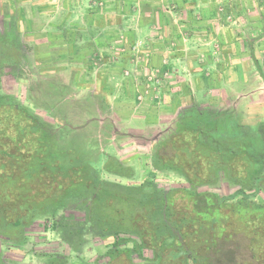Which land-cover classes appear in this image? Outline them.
<instances>
[{
	"label": "trees",
	"instance_id": "trees-1",
	"mask_svg": "<svg viewBox=\"0 0 264 264\" xmlns=\"http://www.w3.org/2000/svg\"><path fill=\"white\" fill-rule=\"evenodd\" d=\"M75 131L61 139L0 94V234L45 219L73 253L88 235L112 238L95 264H136L135 257L150 264H246L234 243L243 236L253 264H264V126L243 125L228 112L180 114L151 156L155 171L174 172L188 185L170 190L150 180L139 186L103 180L100 170L131 178L132 169L112 155L104 162L89 135L73 147L65 139ZM220 182L235 192L202 190ZM67 210L84 212V219H57ZM48 257V264H68L63 254Z\"/></svg>",
	"mask_w": 264,
	"mask_h": 264
},
{
	"label": "rangeland",
	"instance_id": "rangeland-1",
	"mask_svg": "<svg viewBox=\"0 0 264 264\" xmlns=\"http://www.w3.org/2000/svg\"><path fill=\"white\" fill-rule=\"evenodd\" d=\"M115 2L0 0V31L16 39L24 62L14 68L4 63L0 70V94L41 117L61 139L76 130L74 139H65L73 147L84 145L85 136L89 135L95 141L93 150L102 155L104 162L107 155H112L132 169L131 178L100 170L103 180L127 186H139L150 180L162 190L187 188L186 181L176 173L157 172L151 166L155 144L174 127L180 114L175 120L165 115L166 104L159 105L158 90L147 98V93L129 86L127 78L141 76L128 64L131 57L114 55V49L119 46L109 41V37L102 38L100 27L95 25L104 14L106 18L115 16L112 12L117 7ZM217 4V26L223 31L228 27L233 35L245 34L241 40L250 54L242 65L248 68L250 85L239 89L240 96L235 94L238 90L228 92L222 86L214 89L213 95L198 98L195 104L198 108L191 111L228 112L243 125L263 127L264 0H218ZM114 29L107 26L109 34H114ZM102 165L103 162L97 167L101 169ZM202 190L228 196L236 189L220 182ZM84 216L82 211L67 210L59 212L57 219L79 221ZM86 239L82 250L73 253L54 231L52 222L38 219L28 228L0 234V258L5 260L4 264H48V255L63 254L69 258L68 264H95L113 243L112 238L101 240L88 235ZM234 243L246 256V264H253L249 241L242 236L236 237ZM146 257H151L150 253ZM135 262L150 264L137 257Z\"/></svg>",
	"mask_w": 264,
	"mask_h": 264
},
{
	"label": "crops",
	"instance_id": "crops-1",
	"mask_svg": "<svg viewBox=\"0 0 264 264\" xmlns=\"http://www.w3.org/2000/svg\"><path fill=\"white\" fill-rule=\"evenodd\" d=\"M217 2L117 0L116 11H112L115 16L106 18L104 14L95 24L102 38L109 37L119 46L114 55L130 56L128 64L141 75L127 78L129 86L147 93V98L158 90L159 105L166 104L165 115L172 120L198 108V98L213 95L214 89L238 90L235 94L240 96L239 89L250 85L248 68L242 65L250 54L241 40L245 34L233 35L228 27L223 31L217 26ZM108 25L115 27L114 34L107 32Z\"/></svg>",
	"mask_w": 264,
	"mask_h": 264
},
{
	"label": "flooded vegetation",
	"instance_id": "flooded-vegetation-1",
	"mask_svg": "<svg viewBox=\"0 0 264 264\" xmlns=\"http://www.w3.org/2000/svg\"><path fill=\"white\" fill-rule=\"evenodd\" d=\"M15 40L12 35L0 31V70L6 64H9L7 65L9 68H14L17 65L21 67L24 64L21 47L16 44ZM4 262L5 260L0 258V264H4Z\"/></svg>",
	"mask_w": 264,
	"mask_h": 264
},
{
	"label": "water",
	"instance_id": "water-1",
	"mask_svg": "<svg viewBox=\"0 0 264 264\" xmlns=\"http://www.w3.org/2000/svg\"><path fill=\"white\" fill-rule=\"evenodd\" d=\"M153 140L155 141L156 139L154 138Z\"/></svg>",
	"mask_w": 264,
	"mask_h": 264
}]
</instances>
